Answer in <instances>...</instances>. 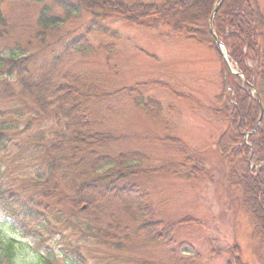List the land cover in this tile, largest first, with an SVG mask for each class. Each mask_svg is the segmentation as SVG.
Here are the masks:
<instances>
[{"label": "trees", "instance_id": "trees-1", "mask_svg": "<svg viewBox=\"0 0 264 264\" xmlns=\"http://www.w3.org/2000/svg\"><path fill=\"white\" fill-rule=\"evenodd\" d=\"M5 1L0 0V42L8 39L13 30V24L4 10ZM25 1L42 4L37 18L38 31L25 45L15 44L16 47L10 48L8 53L0 54V99L3 102H23L24 107L30 106L36 111L34 121L53 119L59 129L53 131L51 141L45 142L43 135L33 138L37 141L33 144L10 137L9 130L17 129L16 124L0 125V151L10 147L15 150L14 160L25 170L14 173L11 171L14 164L9 158L5 163L0 160V209L12 219L14 231L18 229L20 235L33 237L38 245L44 243V236L55 233L57 225L65 223L74 231L94 234L96 238L113 242L120 250L124 245L117 240L118 237L128 245L145 236L150 241L162 242L172 248L176 243L178 226L182 223L165 225L156 220L145 184L140 181L157 170L169 174L172 169L164 166L156 170L141 167L144 162L142 153L137 155L128 151L118 155H97L92 148L108 144L114 141V137L108 132L94 131L99 120L92 119L94 111L90 101L110 94L93 75L66 74L55 84L52 72H38L35 62L39 52L51 45L48 42L50 36L56 37L58 43L73 33H64V28L80 9L90 15L87 34L108 35L110 31L102 22L123 18L151 27L169 25L175 34H184L218 51L209 20L221 0H207L209 4L204 8H200L201 4L196 6L198 0H167L164 4L122 0H76L77 4L68 0ZM56 8L64 15L56 12ZM213 23L217 36L230 49L236 65L257 89V99L253 101L250 99L251 89H242L234 84L230 89L224 81L226 91L223 96L225 94L229 98L224 115L229 120V126L219 139L217 151L231 168L227 181L242 190L244 207L255 219V236L264 246V231L258 217L262 208L255 191L258 185L264 183V115L256 130L261 115L259 101L264 100V15L259 0H223ZM36 44L39 47L37 52ZM66 46L68 53L77 52L84 56L104 50L107 60L113 49L112 45L96 47L87 35L79 36ZM247 60H252V64H247ZM135 103L150 115V111L154 110L149 109L151 105L157 111L154 116L158 117L161 113V104L156 99L139 96L135 98ZM176 143L179 147L183 145L180 141ZM182 150H185L184 146ZM39 151L41 155H35ZM188 152L186 154L190 155ZM186 157L187 160L179 165L182 168L186 164L191 165L184 175L191 180L199 173L197 167L200 161L196 157ZM250 163L255 165L253 170ZM30 166L35 173L29 175L26 168ZM181 172L183 170L175 168L171 173ZM248 190L252 194L249 200ZM50 205L56 210L49 209ZM66 205L77 210L81 216L71 217L65 211ZM59 210L62 211L60 214ZM191 221L198 222L191 217L183 222ZM117 241L118 244L115 243ZM35 247L33 264H57L55 254L48 253L53 250L50 245L43 246L45 251H40V246ZM24 248L15 239L0 233V264H25L19 260ZM188 248V244L172 248L167 262L158 264H198L199 254L189 252ZM63 251L73 255L72 259H64L65 264H79L71 263L76 259L87 264L80 247L70 246ZM235 251L239 256V249ZM238 259L235 264H245Z\"/></svg>", "mask_w": 264, "mask_h": 264}, {"label": "rangeland", "instance_id": "rangeland-1", "mask_svg": "<svg viewBox=\"0 0 264 264\" xmlns=\"http://www.w3.org/2000/svg\"><path fill=\"white\" fill-rule=\"evenodd\" d=\"M68 1L77 4L76 0ZM122 1L145 4L167 2ZM199 1L203 0H198L197 7ZM259 3L264 15V0H259ZM41 8L42 4L25 0L4 2V10L13 24V30L8 39L0 42V54L8 53L10 48L16 47L15 44L25 45L32 39L38 31L37 18ZM55 11L64 15L57 8ZM89 20L90 15L80 9L78 15L64 28V33H73L58 43L56 37L50 36L48 42L51 45L39 52L35 66L38 72L51 71L55 84L66 74L93 75L98 80L97 83L110 94L102 99L91 100L90 104L94 111L92 119L99 120L94 131L111 133L114 141L92 149L97 155H118L128 151L136 152L137 155L142 153L144 162L141 167L156 170L164 166L172 171L175 168L183 170L175 174L172 171L165 174L166 172L157 170L140 179L145 184L154 209V218L165 225L182 223L178 226L176 243L172 248L188 244L189 252L199 254L198 264H235L238 257L245 264H264V246L255 236V219L244 207L241 188L232 186L227 181L231 168L217 151L219 139L229 126V120L224 115V107H227L229 100L225 94L223 96L226 91L225 83L228 87L231 86L229 82L240 86L243 79L235 75L239 68L232 59L230 49L224 45L227 55L224 59L216 48L199 43L184 34H175L169 25L157 24L151 27L131 23L123 18H111L102 22L105 29L110 31L108 35L87 34ZM82 35H87L96 47L112 45L109 60L106 59L104 50L90 56L77 52L68 53L66 45ZM219 39L223 42V39ZM35 48L36 52L39 51L38 44ZM227 63L235 71L234 74L223 72V66L228 71ZM247 64H252V60H247ZM256 92V87H253L250 92V99L253 101L257 99ZM139 96L158 100L162 107L160 115L154 116L157 111L153 105L149 107L150 110L154 109L150 111L151 115L138 107L135 98ZM259 102L262 103L264 115V100ZM35 112L30 106L24 107L23 102H3L0 99V125L16 124L17 129L9 130L10 137L16 141L37 144L33 139L35 137L45 135V142L54 138L53 131L59 129L56 122L53 119L34 121ZM263 115L259 118L256 130ZM248 135L244 137L245 141ZM177 141L183 145L179 147ZM183 146L185 150H182ZM188 151L196 154L192 155ZM14 153L15 150L11 147L0 151V160L5 163L9 158L14 164L12 172H25L22 165L14 160ZM35 155H41V151ZM186 156L196 157L200 161L199 168L197 167L199 173L191 180L184 177L191 165L186 164L183 168L179 165L187 160ZM254 167L250 163V169L253 170ZM26 169L29 175L35 173L31 166ZM259 187L263 188L264 183ZM251 195L248 190V200ZM260 196L261 194L258 202L262 212L258 213V217L264 231L261 217L264 215V203ZM65 207L71 217L81 216L71 206ZM49 209L56 210L52 205ZM58 212L60 214L62 211ZM189 217L198 222H183ZM68 225H57L55 233L44 236V243L38 245L33 237L20 235L18 229L14 231L12 219L0 209V233L15 239L19 246H25L19 256V260L25 264H33L37 248L35 246H40V251H45L43 246L46 244L53 249L48 253L55 254L57 264H65L64 259H72L73 255L63 251L70 246L82 249L87 264H158L167 262L172 249L165 243L153 242L142 236L128 245L118 237L117 240L124 245L120 250L115 248L113 242L96 238L94 234L85 235L74 231ZM118 241L115 243L118 244ZM236 248L239 249V256ZM76 260H71V263L82 264L81 260Z\"/></svg>", "mask_w": 264, "mask_h": 264}, {"label": "water", "instance_id": "water-1", "mask_svg": "<svg viewBox=\"0 0 264 264\" xmlns=\"http://www.w3.org/2000/svg\"><path fill=\"white\" fill-rule=\"evenodd\" d=\"M220 5H221V3L218 5V6H216L215 8H214V10H213V13H212V16H211V19H210V28H211V32L213 33V36H214V38H215V41H216V43H217V45H218V47H219V52L224 56V58H226V54L224 53V51H223V43L219 40V38L217 37V35L215 34V32H214V29H213V25H212V23H213V19H214V17H215V15H216V13L218 12V10H219V8H220ZM231 70V69H230Z\"/></svg>", "mask_w": 264, "mask_h": 264}, {"label": "bare ground", "instance_id": "bare-ground-1", "mask_svg": "<svg viewBox=\"0 0 264 264\" xmlns=\"http://www.w3.org/2000/svg\"><path fill=\"white\" fill-rule=\"evenodd\" d=\"M200 4H201V7H200V8H204L208 3H207V0H203ZM180 10L183 11L184 8L181 6V7H180ZM194 13H195V12H194ZM186 14L189 15L188 13H186ZM247 104H249V103L247 102ZM260 106H261V108H262V103H261V102H260ZM261 111H262V112H261V115H260V116L263 115V108H262ZM254 189H255V187H254ZM255 191L258 192V197H257L258 199H257V201L259 200V194H261L260 199H261V201L264 203V187H263V188H260L259 185H258V186L256 187ZM261 217L263 218L262 221H264V215H263V214L261 215Z\"/></svg>", "mask_w": 264, "mask_h": 264}]
</instances>
